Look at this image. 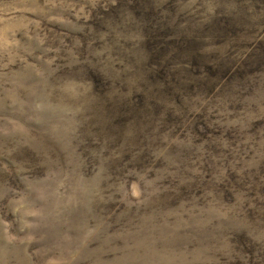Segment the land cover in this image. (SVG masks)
<instances>
[{
    "label": "rangeland",
    "instance_id": "1",
    "mask_svg": "<svg viewBox=\"0 0 264 264\" xmlns=\"http://www.w3.org/2000/svg\"><path fill=\"white\" fill-rule=\"evenodd\" d=\"M0 264H264V0H0Z\"/></svg>",
    "mask_w": 264,
    "mask_h": 264
}]
</instances>
